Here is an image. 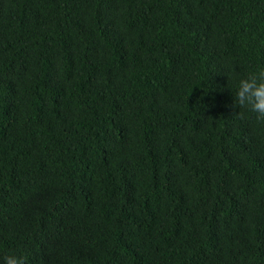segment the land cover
I'll return each mask as SVG.
<instances>
[{"label":"trees","instance_id":"16d2710c","mask_svg":"<svg viewBox=\"0 0 264 264\" xmlns=\"http://www.w3.org/2000/svg\"><path fill=\"white\" fill-rule=\"evenodd\" d=\"M264 0H0V258L264 264Z\"/></svg>","mask_w":264,"mask_h":264},{"label":"clouds","instance_id":"9594fccd","mask_svg":"<svg viewBox=\"0 0 264 264\" xmlns=\"http://www.w3.org/2000/svg\"><path fill=\"white\" fill-rule=\"evenodd\" d=\"M234 105L243 107L264 120V71L249 74L236 80ZM26 256L9 253L0 258V264H26Z\"/></svg>","mask_w":264,"mask_h":264}]
</instances>
